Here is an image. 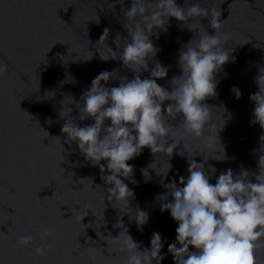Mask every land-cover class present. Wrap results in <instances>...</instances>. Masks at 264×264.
I'll list each match as a JSON object with an SVG mask.
<instances>
[{
	"label": "water",
	"instance_id": "water-1",
	"mask_svg": "<svg viewBox=\"0 0 264 264\" xmlns=\"http://www.w3.org/2000/svg\"><path fill=\"white\" fill-rule=\"evenodd\" d=\"M176 3L186 8L200 3L203 8L214 9L220 15L218 35L223 47L235 57V63L225 64L217 74L218 96L205 100L214 106L210 108V123L205 129L210 139L184 136V144L189 153L211 151L216 131L224 123L223 111L217 107L225 106L231 119L219 136L229 159L224 162L209 159L205 163L206 171L209 165L217 170L210 173V182L214 184L216 176L226 169L234 173L241 168L256 172L258 158L264 154L260 142L264 130L250 124L253 103L249 95L258 91L255 79L260 69L264 72V0H176ZM130 6L131 0H0V64L7 66L0 74V264H125V255L117 251L119 242L111 238L122 231L114 227L119 221L141 249L149 247L153 232L160 233L165 254L162 264H173L167 246L174 241L177 224L167 211H160L161 201L157 198L167 189L154 170L149 169V182H144L141 174V169L154 161L157 172L167 171V157L163 154L155 157L144 148L128 162L139 182L124 181L134 191L129 206L149 214L148 222L138 230L135 221L123 214L133 212L126 203L113 205L120 211L105 198L108 186L101 179L100 168L85 161L74 143L69 147L60 131L69 118L82 127L93 123L91 119L79 120L75 103L68 105L71 112L61 119V105L66 96L79 101L83 91L103 71L114 73L106 87L118 86L121 77L133 78L132 71L123 67L119 59L100 58L110 54L107 46L118 54L122 51L114 41L117 34L121 43L128 38L123 25L124 10ZM209 20L210 17H202L200 21L194 18L200 34L205 30L209 35L215 34ZM105 29L109 30L108 37L105 43L102 40L98 44ZM197 38L196 33L174 18L169 19L167 32L159 31L158 39L152 37L159 51L154 61L149 62V70L155 61L168 68L167 77L157 80L159 85L171 91L172 77L180 75L179 51ZM148 76V72H143L141 79ZM233 86L240 89L239 100L230 91ZM49 92L53 93L51 97L47 96ZM70 102L66 98V103ZM168 103L165 101V105ZM165 119L173 126L168 138L179 140L181 118ZM178 147L183 149V144ZM187 157L186 151L184 157L174 152L169 161L172 170L164 183L175 180L179 185V178L187 177ZM195 159L202 162L200 156ZM42 228L53 235L44 237ZM26 235L33 237V243L19 246L18 238ZM103 236H109L108 243ZM125 236L122 232L120 240ZM37 247L45 248L43 256L36 254ZM255 257L257 264H264V238L257 244Z\"/></svg>",
	"mask_w": 264,
	"mask_h": 264
},
{
	"label": "clouds",
	"instance_id": "clouds-1",
	"mask_svg": "<svg viewBox=\"0 0 264 264\" xmlns=\"http://www.w3.org/2000/svg\"><path fill=\"white\" fill-rule=\"evenodd\" d=\"M124 17L123 26L128 38L121 43L117 34L114 41L117 49L122 51L118 54L107 46L110 54L100 55V58L103 61L119 59L123 67L132 71L133 78L121 77L118 86L106 87L114 73L103 71L91 81L79 101L71 95L66 96L71 102L66 103L64 99L60 118L68 116L71 112L68 105L75 103L79 108V120L91 119L93 123L82 127L73 119H67L60 129L65 143L69 147L74 143L85 161L100 168L101 179L108 186L105 198L120 211L113 205L126 203L133 212L123 214L135 221L138 230L148 222L149 214L139 207L133 209L129 206L134 191L124 181L139 182L134 179V168L128 162L139 156L144 148L155 157L158 154L167 157V171L157 172L154 161L141 169V174L144 182H149V169L154 170L162 178L161 185L167 189L157 198L161 201L160 211H167L177 224L174 241L167 246L173 264H257L255 249L264 238V154L258 158L256 172L241 168L239 173H234L226 169L216 176L214 184L210 182V173L215 174L217 170L209 165L206 171L205 163L209 159L216 162L229 159L219 136L227 120L231 119L225 106L217 107L223 111L224 123L216 131L211 151L189 153L184 144V136L210 139L206 137L205 129L210 123V108L214 106H209L205 100L218 96L217 74L225 64L235 63V57L223 47L218 35L220 15L214 9L201 7L200 3H192L186 8L180 7L176 0H131V6L124 10ZM202 17H210L209 26L214 35H209L206 30L200 34L195 28L194 18L200 21ZM170 18L183 22L198 36L179 51L177 66L180 75L172 77L171 91L157 83L167 77L168 68L155 61L149 70V62L154 61L159 51L152 37L158 39L159 31L167 32ZM96 22L99 23L98 17ZM108 34L109 30L105 29L98 44L102 40L105 43ZM6 70L7 66L0 64V74ZM143 72L149 73L148 78L141 79ZM255 83L258 91L249 95L253 103L250 124H257L264 130V72L261 69ZM230 91L235 99L241 98L237 86ZM52 95L47 93L48 97ZM165 101L169 103L165 105ZM177 116L181 118L179 128L182 135L179 140H170L168 137L173 126L165 118L174 120ZM56 139L61 144L60 138ZM260 142L264 145V135ZM181 143L183 149L178 147ZM185 151L188 153L187 177L181 176L179 185L175 180L164 183L172 170L169 161L174 152L184 157ZM196 156H200L202 162H197ZM105 172L108 174H103ZM114 227L122 231L118 237L109 236L119 242L117 251L125 255V264H162L165 254L162 253L164 242L160 233L153 232L149 247L141 249L122 221ZM41 231L46 238L53 235L47 228ZM122 232L126 236L121 241ZM108 237L103 239L106 243ZM17 243L21 247L27 246L33 243V237L21 236ZM36 254L43 256L45 248L37 247Z\"/></svg>",
	"mask_w": 264,
	"mask_h": 264
}]
</instances>
